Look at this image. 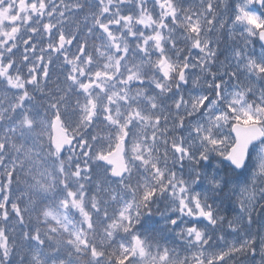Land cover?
I'll return each instance as SVG.
<instances>
[{
    "label": "snow or ice",
    "instance_id": "6c2138e0",
    "mask_svg": "<svg viewBox=\"0 0 264 264\" xmlns=\"http://www.w3.org/2000/svg\"><path fill=\"white\" fill-rule=\"evenodd\" d=\"M0 264H264V0H0Z\"/></svg>",
    "mask_w": 264,
    "mask_h": 264
},
{
    "label": "rangeland",
    "instance_id": "374dc122",
    "mask_svg": "<svg viewBox=\"0 0 264 264\" xmlns=\"http://www.w3.org/2000/svg\"><path fill=\"white\" fill-rule=\"evenodd\" d=\"M155 219H158V217H156Z\"/></svg>",
    "mask_w": 264,
    "mask_h": 264
}]
</instances>
